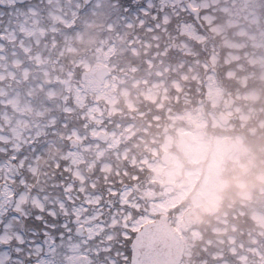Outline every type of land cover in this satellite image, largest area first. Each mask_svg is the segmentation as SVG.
<instances>
[{"label":"snow or ice","instance_id":"obj_1","mask_svg":"<svg viewBox=\"0 0 264 264\" xmlns=\"http://www.w3.org/2000/svg\"><path fill=\"white\" fill-rule=\"evenodd\" d=\"M3 7L18 17L0 19V40H9L13 57L29 51L22 41L17 51L21 21L59 25L54 44L57 34L63 43L100 20L104 31L152 40L171 28L174 11L164 0H0ZM174 51H160L161 59ZM9 63L0 45V89ZM74 75L83 104L71 93L49 98L44 88L19 87L25 99L13 104L0 91V264H160L170 240L161 214L131 198L127 170L90 115L86 81Z\"/></svg>","mask_w":264,"mask_h":264},{"label":"trees","instance_id":"obj_2","mask_svg":"<svg viewBox=\"0 0 264 264\" xmlns=\"http://www.w3.org/2000/svg\"><path fill=\"white\" fill-rule=\"evenodd\" d=\"M154 1L155 4L159 2V0ZM33 2H38V0H33ZM170 2L171 0H164V3L170 4L169 7L167 6L168 8L175 5ZM223 3L232 6L231 10L235 15L230 19H223L220 25L222 29L219 27L220 32L218 33L209 31V25L204 21L202 25L198 24L187 10H178V14L173 15L171 28L161 29L162 39H141V36H147V33L144 32H141L140 36L114 34L118 36L114 37L111 31L109 34L108 31L102 30V20L97 21L94 28L90 25L89 33L93 37L94 49L97 46L96 41H98V45L105 39H108V42H115L113 44L117 51L111 57L109 64L112 66V73H116L118 76L115 78L117 86L111 84L102 88L99 81L91 82L89 79L84 86L88 90L90 115L100 121L108 135L111 132V135L119 137L118 145H111V155L117 157V153L121 154L124 147H128L125 153L126 158L120 163L122 165L121 172L127 170V183L131 185V198L133 201L141 200L142 207L144 203L149 207V201L155 199V203L150 204V209L154 208L151 211L159 213L157 206L161 205L164 209L165 205L164 201L160 199L165 197L166 177L163 175L162 181L159 179L153 185L151 181L158 178L152 179L154 168L150 166L152 162L150 163L145 157H151V154H154L150 152L152 147L165 144L169 136L174 137L176 141L178 130L190 127L194 120L205 122L207 116L206 123L216 128L212 125L214 117L210 114L213 108H210L211 104L204 96L207 91V75L211 67H216L219 78L223 77L222 81L218 82V85L223 89L222 93L224 95L231 94L237 101L242 96L250 102L248 111L252 120L254 119V126L257 127L256 134L247 140L256 146L253 149L249 147L250 155L257 154V164L253 166L251 176L254 182L248 180L249 183L246 186H241L236 181V178L243 174L239 163L226 166L224 173L220 176L216 175L210 178L205 174L204 178V174H202L189 185L188 189L184 188L185 193L181 195L184 196L183 199L179 198L174 201L171 222L174 227L177 219L191 208L193 201L195 203V198L200 195L201 200L206 201L208 193H210L209 190L213 188L214 194L218 192L222 199L219 212L211 215L208 210L203 214L204 219L193 226L197 231L193 232L194 229L189 228L183 232L185 236L187 233V250H184L183 264H245L246 262L249 264L251 259L252 264H264V233L259 235V237H263L262 243L257 237L259 233L257 229L261 227L264 230V223H258L253 211V208L258 207L264 214V201L260 205L261 200L264 199V174H260L258 177L255 175L258 171L264 172V161H260V157L264 156V148L260 149V153L257 147L264 145V76L261 75L264 72V66H258L244 58L246 55L244 51L249 52V55L253 57L257 56L254 53V48H249L246 44V38L251 36L249 32L255 31L258 36L264 32L262 25L264 23V0H223ZM0 11H3V16H0V19H3L5 24L10 19L13 21L18 19L15 14L8 15L7 7H3ZM233 19H237L240 25H230ZM239 29H245L246 34L237 37L236 40L245 44L242 45L243 48L238 56L226 61L225 57L228 55L229 49L227 47V50H224V46L227 44L222 37L223 33L226 31L229 38L235 39L234 37L239 35ZM59 31L60 27L56 33ZM108 34L109 36H106ZM30 36H26L22 41L23 32L16 35L17 51H21L19 45L22 41L23 47L30 48V55H39L43 61L42 64H34L30 60L26 63V53L23 56L13 57L10 42L0 40V43L3 44V55L7 56L10 62V74L0 91L10 96L13 104L15 100L23 102L25 99L22 94H15L16 89L20 88L18 86L20 84L27 85V88L35 85L31 90L33 94L44 88L46 94L51 93L49 98L71 93L76 96L78 104L85 103L84 97H81L83 93L76 87L74 73H80L82 70V66L75 63L82 56L81 54L85 51L88 52L87 41L73 38L72 40H77L75 46L78 45L80 49L74 51L76 54L74 52L65 54L62 49L64 42L61 43V37L57 34L54 52L48 54L47 57L45 52L49 50V47L45 46V42L48 43L49 39L45 42L41 41L40 44L35 41L28 44L27 38ZM255 41L259 42L261 51H263L261 44L264 42L258 41V38ZM189 43L192 45V51L187 49ZM158 44H166L160 51L175 50L173 56L162 60L160 51L157 50ZM17 58L21 60L14 64L13 62ZM21 61L29 68L26 76L24 75L25 67H21ZM195 61L197 63H194ZM189 63L195 64L196 67L193 69H202L206 79L203 81L190 79L192 70L189 68ZM182 70H186L188 74L185 76L184 82L179 83L181 85L179 89L176 80ZM17 73L19 75H16ZM41 74L45 77L44 84L36 87L35 81L40 82ZM36 75H40L37 80H35ZM123 88H128L127 92L122 91ZM127 94L134 99V104L127 102ZM152 94H156V97H153ZM199 96L205 105L199 104ZM103 106L105 107L103 108ZM144 134L145 138L138 136ZM232 134L234 133L232 132ZM149 135H153V138H150ZM220 135L219 130L212 129L211 137L216 138ZM247 136H250L249 133ZM233 138L238 139L236 135ZM110 139L114 138L110 136ZM173 149H176L175 144ZM185 178L186 173L183 175L178 173L174 177L179 182V188ZM177 190L178 185L174 184V195L177 194ZM247 192H252L251 198H247ZM252 201H257L253 204H259V206H251ZM241 204H249L250 207L241 209ZM241 220L243 224L248 220L257 222L260 227L251 232L247 229L233 235V232L241 227V225L237 226ZM260 231L262 232V229Z\"/></svg>","mask_w":264,"mask_h":264},{"label":"rangeland","instance_id":"obj_3","mask_svg":"<svg viewBox=\"0 0 264 264\" xmlns=\"http://www.w3.org/2000/svg\"><path fill=\"white\" fill-rule=\"evenodd\" d=\"M171 2H172V4L175 3V5L173 7H170V9H173L174 11L169 15L168 20L171 21V19L173 18V15L176 14L178 10H187V12L193 16V14L190 13L188 11V9L186 8L184 0H171ZM153 3L155 4L154 0H153ZM191 3L194 7H197L201 10L202 22L204 21L207 25H209L208 30L213 32V33L214 32L215 33L220 32V28H221L220 25L222 24V21L224 18L230 19L232 16L235 15L231 10L232 6H227L226 3H223V0H191ZM164 4L167 5L168 7L170 6V4H167V3H164ZM17 6H20V5H17ZM56 19H59V17H56ZM67 23L71 24L72 21L68 20ZM99 23H101V22H99ZM30 24L25 23L23 21L20 22L19 26H20L21 32H23V37H24V38L21 37V40L22 41L25 40L26 36H30V35H32V36L27 38L28 44H30L32 41H35L38 44H40L41 41L45 42L49 39L48 43L45 42V46L49 47V50L45 52V56L47 55V57H48V54H52L54 52L52 49L56 45V43L54 44L52 42V36H53V31L56 32L59 30V25H55V27H53V24L49 23L47 20H41L39 22L33 21ZM256 24L259 25L258 23H256ZM230 25L237 26L240 24H239V21L237 19H233V20H231ZM262 25L264 27V23H262ZM254 26H255V24H254ZM90 29L91 28H86L85 31L78 32L75 35V37H71V36L65 37L64 38V44L62 45V49L64 50L65 54H66V52L72 53L74 51H77L78 49H80V47H78V45L75 46L76 41L77 40L82 41L85 39V41H87V43H88L87 48H86L88 50V52L85 51V53L81 54L82 56L79 57L75 63L76 65L80 64L82 66V68H81L82 70H81L80 74L82 75L84 81H87L88 79L91 82L98 81L96 79V77H94L95 75L93 76V72L95 71L96 68L107 65L111 69V73H109L107 76H105L103 79H101L99 81L101 84V87L103 88V87L111 85V84L113 86H117V84L115 82V78H117L118 75L116 73H112V71H113L112 66L109 64L111 57H113L117 51L115 49V45H114L115 42H113L114 43L113 44L112 42H108V39H105V40H102V43L100 45H98V41H96L97 46L95 47L96 49H94L93 37L89 33ZM238 32H239L238 36L234 35L235 39L229 38L226 35L227 34L226 31L223 33L224 35L222 37H224V42L227 44L226 46H224V50H227V47L229 49L227 51L228 55L225 57L226 61H228L229 58H233V57L238 56L240 54L242 48H243L242 45L245 44L244 42H239L236 40L237 37L246 34L245 29H239ZM108 33L110 34V30L108 31ZM109 34L106 36H109ZM249 34L251 36L249 38H246V41H247L246 44H248L249 48L250 47L254 48V53H256L257 56L253 57V56L249 55L250 54L249 52L244 51V53L246 54L244 56V58H246L247 60H251L252 63H255L258 66L259 65L264 66V62H263V59H264V50H263L264 49V43L261 44V45H263V49H262L263 51H261V47L259 45V42L255 41L258 38V41L264 42V32L260 36H258L255 31H253V33L249 32ZM112 36L118 37L117 35L115 36L114 34ZM73 38L77 39V40H72ZM14 39L16 40V36L14 37ZM56 42H57V40H56ZM28 44L26 43V45H28ZM138 45H140V44H138ZM24 48H26L30 51L29 47H24ZM191 48H192V45L189 43V45L187 47L188 51H192ZM90 49H91V52H90ZM29 51L25 54L26 63H28L29 60L33 61L34 64H42L43 63V61L39 57V55L35 54L34 57H31L29 54ZM137 51L138 50L136 48V52ZM74 53L76 54V52H74ZM29 56L31 57V59L28 58ZM20 60H21L20 58H17L16 60H14L13 63L17 64L18 61H20ZM194 63H197V61H195ZM194 63H189V68L192 70V74H191V76H189V78L192 80H199V81L205 80L206 79L205 75H204L205 73L202 69H199V70L193 69V67H196ZM218 63L223 64V62H219V61H218ZM25 70H24V75L26 76L29 68L25 67ZM217 71L218 70L216 69V67H211V69L207 75L208 77H211V79H210L211 82H209V80L206 79L208 86L210 85L213 89H216V87L218 86L217 81L218 80L222 81V78H223V77L219 78V75H217ZM187 74L188 73L186 72V70H182L179 77L177 78L176 84H177V87L179 89L181 87V85H179V83L184 82L185 76ZM261 75L264 76V72H263V74L261 73ZM38 76H40V75H36L35 80L38 79ZM44 80H45V77H44V75H42L40 82L35 81L36 87H39L38 85H40V86L43 85ZM49 80H50V78H49ZM18 86H20V88L23 87L22 89L32 90L35 85H32L28 88H27V85L20 84ZM127 90H128V88L122 89V91H124V92H127ZM209 90L212 91L211 89H209ZM48 94L51 95L50 92ZM213 94L219 95V93L214 92V91H213ZM152 95H153V97H156V94H152ZM81 97H84V95L82 94ZM126 99H127L128 103L134 104V99L131 96H129L128 94L126 96ZM225 100H226V102H231V100H233V97H231V95H229V94H226ZM81 101H82V99H81ZM13 102H14V104L17 103L16 100ZM104 107L105 106H103V108ZM100 111H101V109H100ZM201 124H202V122H201ZM189 130L194 132L195 137H196L195 142L191 143L185 137L186 135L184 134V130H181V131L178 130V135L176 136L175 142L180 144L179 147H182V148H179V149L182 152H184L185 155H188L189 160L196 164L195 167L190 166L189 168H187L186 178L184 179V180H187L189 182V184H192L193 181L198 177V174H199V168L200 167L197 164V161H198L197 159H200L201 157L205 158L206 147L209 145V143H205L206 140L204 139V136H203L204 134L202 131V126H200L198 123L195 124L192 128H189ZM101 131H103L106 135V138L102 139V140H107L108 143L110 144V146L111 145H113V146L118 145L119 137L111 135V132H109V135H108L107 130L103 127L102 124H100L98 126V134H100ZM110 136L113 137L114 139L111 140ZM225 136H227V135H225ZM167 139H168L167 142L165 144L163 143L164 144L163 146H165V147L170 146L171 144L174 143V141L172 140L173 138L168 137ZM226 144H228V142ZM231 144L232 145L230 147L224 149L222 146V136L220 135L218 138L215 139L214 145L211 149L210 156L207 158V163L205 166L206 169H204L206 177L210 176V178H212V177L218 175L220 168L222 166H224L227 161L229 162L231 160V158L233 156V152L236 150V148H241L242 141L237 140L235 142V147H234L233 141H231ZM127 148L128 147H124L121 154L116 152L117 153L116 156L119 158V161L123 162L124 159L126 158L125 153L128 150ZM240 150L241 151H239L238 155L234 158L238 159L240 154L243 155L244 159H246V162L243 164H242V162H240L239 164L241 166H243L245 169H248L249 168L248 162L250 161V159H253V158L249 155L247 149H240ZM176 152L179 154V151H176ZM150 158L152 159L153 156L149 157L148 159L151 160ZM145 159L147 160V157H145ZM247 159H248V161H247ZM130 160H132V159H130ZM181 161H182L181 157L177 158L174 156L173 157V163L167 168H165V167L163 168V166H161L160 163H158V162L157 163L152 162L151 163L152 165H150V166L155 168L157 171L161 170V171H164V173H166L167 175H171V174H173L175 172H179L181 170V164H182ZM205 174H204V178H205ZM239 181L244 182L243 179H240ZM251 181H253V180H251ZM242 184L243 183H241L240 185H242ZM188 188H189V185L187 186V189ZM261 189H263V188H261ZM209 191H210L209 194L211 195L210 197H213L212 194L215 193L213 191V188ZM183 193H185L184 188H182V194ZM214 195H216V194H214ZM246 195H247V198H251L252 192H247ZM201 198L202 197H200V195L198 197H196L195 203L193 201L191 208L186 213L187 215L186 216L184 215V216L180 217L179 219H177V223L174 226L175 229H177L180 232H184L183 230L187 231L188 229H186V228H187L188 224L190 225V224L198 222L199 219L201 220L200 216L202 217L203 213H205L207 210H210V208L208 206V202L201 200ZM209 199H212V198H209ZM214 200H216V199H214ZM263 201H264V199L261 200L260 205H262ZM254 202H257V201H254ZM254 202L252 201L250 203V205L251 206H255V205L259 206V204L254 205L253 204ZM250 205L249 204H244V205L241 204L240 208L245 209V208L250 207ZM157 208H161V207L157 206ZM152 209H154V208H152ZM152 209H149V210L151 211ZM158 211H159V213H161V211H163V210L159 209ZM253 211H254L255 218H257V220H258V223L263 224L264 223V214H262L263 213L262 209L256 207V208H253ZM164 212L161 213V218L163 220L164 230L168 234V236L170 237V240H169L167 247H165L163 250V254L160 258V264H183V259H184V254H185L184 250H187L186 249L187 233H185L186 236L182 233H181L182 235L177 236L172 231H170V223L168 222L167 215L164 214ZM242 220L237 224V226L241 225V227L239 229H236L233 232V235H237L238 233L244 232L247 229H249L251 232L254 229L260 227V225L257 222H249L250 220H248V222L245 221V223L243 224ZM192 229H194V227H192L191 230ZM260 229H262V232L260 231ZM260 229H257L259 231L257 237L259 238L260 243H262L263 237H259V235L260 234L263 235L264 230L261 227H260ZM217 230H219V228H217ZM195 231H197L196 228L193 230V232H195ZM181 237H183V239H179ZM245 264H248V263L246 262ZM249 264H252V259H251V262H249ZM261 264H263V263H261Z\"/></svg>","mask_w":264,"mask_h":264},{"label":"flooded vegetation","instance_id":"obj_4","mask_svg":"<svg viewBox=\"0 0 264 264\" xmlns=\"http://www.w3.org/2000/svg\"><path fill=\"white\" fill-rule=\"evenodd\" d=\"M249 103H250L249 100H244V101L238 100L237 101L236 98L231 100V102H226V100H221V101L216 102V104L219 105L218 106L219 112L217 113V115L219 113H225L226 115L229 116V120L226 124L228 125L229 122L233 123L232 127H226L227 126L226 124L223 126H222V124L219 125V130L222 133H224V135H230L231 132H234L238 139H244L246 137V134H245L246 131L249 130V132H251L252 127L251 126L248 127V124L252 122L250 112L248 111L249 110ZM138 136L140 138H145L146 135L144 134V135H138ZM149 136H150V138H153V135H149ZM177 146L179 147L180 144L177 143ZM179 148H182V147H179ZM153 149L155 151L156 147L154 146ZM157 152L159 154V151H157ZM157 162L160 163V165L163 166V168L169 167V166H164L161 163L159 157L157 158ZM181 163H182L181 164V170L180 171L178 170L179 172H175L171 175H167L166 173H164V171H161V170L157 171L154 168V174H153L152 179H156V178H158V179L151 181L152 184L155 185L157 180L159 181V179H160L162 181L163 175H165V177H166V180H165V197H164V199L163 198L160 199L161 201H164L165 205H164V209L160 205V207H161L160 209L165 211L164 214L167 215V220L170 223V231L172 229V225H171L172 206H173L174 201L176 199H179V198L183 199L184 196H181V195H183L182 194V188H186L188 186V183L186 181L185 182L182 181L180 183V188H179V182H177L174 179V177H176L178 173H180L182 175L186 173L188 165L185 163L184 157H182ZM225 165H229V164L226 163ZM249 175H251V172ZM199 177H200V175H198L197 178H199ZM174 184L176 186L178 185V190H177L176 195H174V193H173ZM181 186H183V187H181ZM154 191H155V189H154ZM209 198H212V199H209ZM209 198H208V200H206V202L217 199L218 197L214 195L213 197H209ZM154 200L155 199L149 201V209H150V204L155 203ZM157 210H159V208ZM153 212H155V211H153ZM186 215L187 214H185V216ZM200 218L202 220L203 215H202V217L200 216ZM199 221H200V219H199ZM194 225H196V223L190 224V227H192Z\"/></svg>","mask_w":264,"mask_h":264},{"label":"water","instance_id":"obj_5","mask_svg":"<svg viewBox=\"0 0 264 264\" xmlns=\"http://www.w3.org/2000/svg\"><path fill=\"white\" fill-rule=\"evenodd\" d=\"M185 4L187 6V8L196 15V19L199 23H201L200 21V10L198 8H194L191 3L190 0H184ZM110 70L108 68V66H101L99 68L96 69L95 71V75L99 78V79H103L105 76H107L109 74ZM226 118V116L224 115H220V120L223 121ZM104 134L101 133L99 135L100 138H103ZM187 137L190 138L191 140H194L193 137V133L192 132H187ZM229 141V138L226 137L223 139V144L224 146H226V143ZM160 154H161V160L164 164L168 165L170 164L171 160H172V156L171 154L165 150L164 148H160ZM212 206V211H216L217 207L214 203L210 204Z\"/></svg>","mask_w":264,"mask_h":264}]
</instances>
